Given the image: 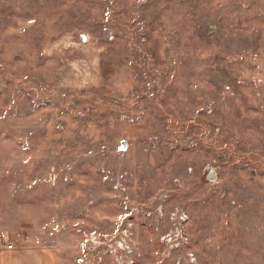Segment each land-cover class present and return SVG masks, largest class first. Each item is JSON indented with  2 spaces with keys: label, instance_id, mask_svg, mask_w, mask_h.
<instances>
[{
  "label": "rangeland",
  "instance_id": "1",
  "mask_svg": "<svg viewBox=\"0 0 264 264\" xmlns=\"http://www.w3.org/2000/svg\"><path fill=\"white\" fill-rule=\"evenodd\" d=\"M125 227L128 264H264V0H0V252Z\"/></svg>",
  "mask_w": 264,
  "mask_h": 264
},
{
  "label": "built area",
  "instance_id": "2",
  "mask_svg": "<svg viewBox=\"0 0 264 264\" xmlns=\"http://www.w3.org/2000/svg\"><path fill=\"white\" fill-rule=\"evenodd\" d=\"M121 186L120 182H116L115 188ZM133 210H137L136 207ZM171 218L178 223H182L187 219L185 212L179 209H175L171 214ZM130 226V225H128ZM129 227H125L121 230V235L118 239H112L107 235L99 236L98 234L92 232L86 235L85 242L87 243V249L91 252H96V249L100 246L104 247L105 252L113 257L117 264H128L125 256L131 255L133 252V243L131 239V233H129ZM8 249H12L13 245L8 244ZM124 253V255L122 254Z\"/></svg>",
  "mask_w": 264,
  "mask_h": 264
},
{
  "label": "crops",
  "instance_id": "3",
  "mask_svg": "<svg viewBox=\"0 0 264 264\" xmlns=\"http://www.w3.org/2000/svg\"><path fill=\"white\" fill-rule=\"evenodd\" d=\"M57 248H12L0 252V264H60Z\"/></svg>",
  "mask_w": 264,
  "mask_h": 264
},
{
  "label": "water",
  "instance_id": "4",
  "mask_svg": "<svg viewBox=\"0 0 264 264\" xmlns=\"http://www.w3.org/2000/svg\"><path fill=\"white\" fill-rule=\"evenodd\" d=\"M82 38H83V40H86V37L85 36H82ZM126 148V143H125V141L123 140V141H121V147H120V150L122 149H125ZM210 176H212L211 174H210Z\"/></svg>",
  "mask_w": 264,
  "mask_h": 264
}]
</instances>
